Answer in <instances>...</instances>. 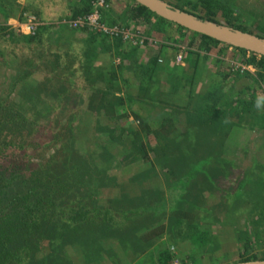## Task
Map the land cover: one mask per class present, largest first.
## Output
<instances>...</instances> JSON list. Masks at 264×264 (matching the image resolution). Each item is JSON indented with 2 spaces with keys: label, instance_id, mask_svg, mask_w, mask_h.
Returning <instances> with one entry per match:
<instances>
[{
  "label": "rangeland",
  "instance_id": "obj_1",
  "mask_svg": "<svg viewBox=\"0 0 264 264\" xmlns=\"http://www.w3.org/2000/svg\"><path fill=\"white\" fill-rule=\"evenodd\" d=\"M160 1L264 41V0ZM39 2L62 5L0 0V171L14 166L18 186L43 180L50 200L22 237L26 260L15 264H155L166 247L179 264L264 262V199L248 186L258 168L251 132L264 128V75L241 72L236 47L248 56L264 48L218 40L199 51L192 32L156 14L127 28L134 39L117 42L115 55L94 49L104 34L91 28L76 35L83 45L52 39L53 23L31 41L9 20L40 13ZM126 6L111 0L106 17L125 24ZM64 20L52 19L68 34L81 29ZM237 119L250 121L247 130ZM67 209L86 219L62 218ZM191 223L209 232L199 244ZM158 226L160 236L147 240Z\"/></svg>",
  "mask_w": 264,
  "mask_h": 264
},
{
  "label": "trees",
  "instance_id": "obj_2",
  "mask_svg": "<svg viewBox=\"0 0 264 264\" xmlns=\"http://www.w3.org/2000/svg\"><path fill=\"white\" fill-rule=\"evenodd\" d=\"M128 2L129 3L123 10V13L126 14V18H129L128 20H130L131 23L126 19V23L121 24L119 17H115V20L111 21L110 23L109 17H105L106 15H104V13L103 21L107 22L110 25L120 24L125 30H127V28L132 29L134 25L142 24L143 21L147 23L151 22V17L156 13H154L145 5L139 3L137 0H128ZM109 4H111V0H109ZM91 6L92 0H87V2H85L80 9H77L74 12L72 18H76L78 16L89 13L91 11ZM108 11L109 8L107 9V12ZM196 16L199 19H203L201 18V16ZM160 20L163 22L173 23L161 16ZM211 22L215 23L216 21L211 18ZM177 26L181 30L190 31L193 33V38L190 41V46L194 47L195 42L199 40L198 44L196 45L197 47H199V51H210L212 49L213 43H219L218 40L208 35L195 32L180 25ZM26 36L29 38V40L33 41L36 35ZM115 39L120 40V42H122L121 40H123L121 37H115ZM236 48L243 51L244 59L242 60V63H244L247 67L245 69L241 66L239 67V70L245 74L252 75L250 68L252 67L256 70L255 73L260 76H263L264 54L259 55L258 53L254 52L250 56H248V50L239 47ZM190 49L192 50V48ZM57 58H55L56 61H58ZM20 174L21 173L17 172L14 166L0 171V264H15L16 262H24L26 260V251L28 250V248L25 242L22 241V237L24 235H27L30 232L31 228L36 223H38L40 219L48 215V213H45V206H43L45 205L43 201L48 199V195L44 193L47 189V184H45L43 180L35 178L33 182L29 184L18 186V176ZM12 188L14 189L13 191H11ZM47 201L50 200L48 199ZM63 212L64 214L62 213L63 216L61 217L70 220L72 223H78L79 221L86 219V214L80 212V210L67 209ZM106 213L109 214V211H106ZM177 222L182 224L183 220L179 219ZM195 226L196 225L193 223L188 225L191 233H193L189 237L193 238L191 240H193L194 243L199 244L202 242L203 239H205L209 235V232L199 230L198 228L196 229ZM162 232L163 228H160L158 226L157 228L147 233L146 239L151 240L155 237H158ZM17 244H19L18 249L15 248ZM14 248L17 250H14ZM242 258L245 259L244 261H251L252 259H254L251 256H243ZM176 259L178 258H175V255L168 247H166L160 252L161 264H174Z\"/></svg>",
  "mask_w": 264,
  "mask_h": 264
},
{
  "label": "crops",
  "instance_id": "obj_3",
  "mask_svg": "<svg viewBox=\"0 0 264 264\" xmlns=\"http://www.w3.org/2000/svg\"><path fill=\"white\" fill-rule=\"evenodd\" d=\"M123 1L124 2L126 1L127 4L129 3L128 0H123ZM85 2H87V0H85V1H82V0H74V1L73 0H57V3H61L62 4L61 6H59V5L56 6V9L57 10L53 9V7L50 6L51 4H44L42 2H39V6L40 7L38 6L37 7V10L40 13H38L37 11H34V12H24V13L27 14V15L32 14V15L37 16V18L39 20V26H38L37 33L35 35H37V34H43L45 31H49L48 29L51 28V26H49V25H51L53 23V24H55L57 26V28H54L53 29L54 36L55 37L51 36V38L52 39L58 38V41L57 42L60 43L61 45H64V46L67 45V46H71L72 47V46H75L77 44H79V45H83L84 44L83 42H80V40L77 38L76 35L79 36V35L85 33L86 31H88L87 30L88 28H81V29H78L80 31L77 30L76 32H74V31H72L70 29V33L71 34H68V32L66 30L69 29V28H62L60 25H57L58 22L57 23H56V21L53 22L52 19L55 20V15L56 14H59V16H60L63 13H65V19H67V20L73 19L72 16L74 15V12L77 9H80L81 6ZM71 4H73V5H71ZM110 8H109V10H110ZM105 10L103 11L104 15H106V12H107V9H105ZM25 20H26V17L24 18V15L21 18H11L9 20V25H11L12 27H15L17 29L18 28L20 29V26H21V28L23 29L22 25L25 23ZM67 20H64V22H62V23L64 25H67L68 27L72 28L69 25V21H67ZM109 20H110L109 22L111 23L112 20L110 18H109ZM67 26H65V27H67ZM45 27H47V28H45ZM73 29H76V28H73ZM57 32L60 33V37H57V34H58ZM24 33L25 34H28L27 31H24ZM101 37H102V39H99L98 41H95L94 44H93L94 49L96 51L101 52V47L102 46H105L109 50H111V52L114 53V55L117 54V53H121V52H118L120 50V47H118V45L116 44L118 41L120 42V40H117L115 38H111V40H109L108 39V37H110L109 35H107V36L103 35ZM84 41H86V40L84 39ZM93 50H91V53H88V56H91L92 55V51ZM103 52L105 53L106 51H103ZM105 54H107V53H105ZM110 59H111L110 56H104V55L102 56V55H100V61L99 62L106 63V65H107L106 67L110 68L111 67L110 66V63H109ZM118 59H120V58H118ZM94 67L96 68L95 65H94ZM117 70H118L117 67L114 65V70L112 72V77H114L115 79H117L118 76H119V72ZM247 111H248V109H247ZM248 114H249V112H248ZM248 114H247V116H248ZM228 121H230V120H228ZM236 121L237 122L238 121H243L242 122V123H244L242 125L243 128H240V129L241 130H243V129H246L247 130V128H245V127L247 126V124L250 123V121L248 119H244V120H242V119H239L238 120L237 119ZM231 122L234 123V121H231ZM238 123H240V122H238ZM260 129H263V130L262 131H259ZM260 129H258V130L255 129L253 132H251V133H253L252 134V139L256 143V145L254 146V150H252V151H255L254 152V157L258 161V163H256V165H258V168L253 170V172L256 173V175H255L256 178L254 180L252 179L248 183V186L250 188V192L253 194V197L254 198H255V196L257 197L256 200L259 203H260V201L262 199H264V128H262V126H261ZM231 138H232V136H229L228 135L226 137V140L229 141V140H231ZM239 138H238V140H239ZM228 143L229 142H227V144ZM257 185H259V187ZM261 190H262V192H261ZM158 237H155V239L158 238ZM145 264H152V263L151 262H148V263H145ZM155 264H161L160 263V253L157 254V257L155 259Z\"/></svg>",
  "mask_w": 264,
  "mask_h": 264
},
{
  "label": "water",
  "instance_id": "obj_4",
  "mask_svg": "<svg viewBox=\"0 0 264 264\" xmlns=\"http://www.w3.org/2000/svg\"><path fill=\"white\" fill-rule=\"evenodd\" d=\"M139 3L151 9L154 13L164 17L178 25L195 32L208 35L216 40L228 42L240 47H260L264 48V41L259 39H251L249 41L245 36L240 35L236 31H230L220 25L207 22L199 18L192 17L186 13L179 12L172 7L162 3L160 0H137ZM237 264H264V262H244Z\"/></svg>",
  "mask_w": 264,
  "mask_h": 264
},
{
  "label": "built area",
  "instance_id": "obj_5",
  "mask_svg": "<svg viewBox=\"0 0 264 264\" xmlns=\"http://www.w3.org/2000/svg\"><path fill=\"white\" fill-rule=\"evenodd\" d=\"M108 2L109 0H92L91 11L70 19L69 25L72 28H91L104 35L121 37L123 40L133 41V33L125 29H119L118 25H108L103 21V11L108 7ZM38 26L39 20L37 16L32 14L27 15L26 22L22 25L23 29L26 28L28 30V34L37 33ZM174 264L179 263L175 261Z\"/></svg>",
  "mask_w": 264,
  "mask_h": 264
}]
</instances>
